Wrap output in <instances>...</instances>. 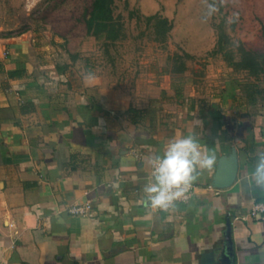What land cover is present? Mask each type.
<instances>
[{
    "label": "crops",
    "instance_id": "crops-1",
    "mask_svg": "<svg viewBox=\"0 0 264 264\" xmlns=\"http://www.w3.org/2000/svg\"><path fill=\"white\" fill-rule=\"evenodd\" d=\"M4 39L0 264H264V211L252 212L264 203L252 178L264 152V100L246 104L244 80L226 78L201 95L152 72L145 88H131L79 59H52L50 43L36 55L37 43ZM189 133L217 165L196 176L187 202L156 210L143 192L149 158ZM234 151V181L215 185ZM84 201L87 215L66 210Z\"/></svg>",
    "mask_w": 264,
    "mask_h": 264
},
{
    "label": "rangeland",
    "instance_id": "rangeland-1",
    "mask_svg": "<svg viewBox=\"0 0 264 264\" xmlns=\"http://www.w3.org/2000/svg\"><path fill=\"white\" fill-rule=\"evenodd\" d=\"M92 2L0 0V46L5 37L19 35L30 45L38 44L30 47L36 55L50 43L54 50L47 54L64 60L72 57L71 49L91 73L101 72L139 89L145 88L152 72L158 80L170 74L176 66L174 55L186 51L192 57L182 56L180 61L187 70L172 76L186 93L196 90L201 95L220 88L226 78H251L233 71L223 53L215 51L221 28L232 41L264 51V0H116L114 13L123 28L122 38L113 43L87 34L85 19ZM157 12L173 21L163 42L155 39L146 19Z\"/></svg>",
    "mask_w": 264,
    "mask_h": 264
},
{
    "label": "trees",
    "instance_id": "trees-1",
    "mask_svg": "<svg viewBox=\"0 0 264 264\" xmlns=\"http://www.w3.org/2000/svg\"><path fill=\"white\" fill-rule=\"evenodd\" d=\"M116 0H93L91 9L85 19L86 32L88 35L95 36L97 39L104 38L106 42L113 43L122 38L123 22L115 15ZM147 23L153 27L155 39L158 41H166L173 28V21L168 17L154 13L146 17ZM216 52L224 55L227 65L235 72H245L246 77L240 85V94L244 102L248 105L256 104L264 100V51L247 48L243 42H234L229 35L221 28ZM76 58L77 54H71ZM184 57H192V54L184 52L183 54L174 55V66L170 74L183 73L187 70L184 61H180ZM179 63V64H178ZM20 70L10 71L9 75H19ZM130 111H134L139 115V109L132 107Z\"/></svg>",
    "mask_w": 264,
    "mask_h": 264
},
{
    "label": "clouds",
    "instance_id": "clouds-1",
    "mask_svg": "<svg viewBox=\"0 0 264 264\" xmlns=\"http://www.w3.org/2000/svg\"><path fill=\"white\" fill-rule=\"evenodd\" d=\"M152 182L143 192L153 208L168 209L191 186L196 176L213 170L217 165L214 151H201V145L192 133L172 139L162 155L149 158ZM252 178L255 185L264 188V152L258 154Z\"/></svg>",
    "mask_w": 264,
    "mask_h": 264
},
{
    "label": "built area",
    "instance_id": "built-area-1",
    "mask_svg": "<svg viewBox=\"0 0 264 264\" xmlns=\"http://www.w3.org/2000/svg\"><path fill=\"white\" fill-rule=\"evenodd\" d=\"M134 153L138 156H141L142 153L140 151L135 150ZM151 172H152V167H151ZM195 189V184L192 182L190 188L177 200L173 202V204L168 208V209H160V208H154L156 210H170L172 209L178 202H187ZM92 209V203L90 201H84V202H76L67 207V211L70 214L74 215H87ZM257 211H264V203H256L254 205V208L252 210L253 213H256ZM86 264V263H82Z\"/></svg>",
    "mask_w": 264,
    "mask_h": 264
},
{
    "label": "water",
    "instance_id": "water-1",
    "mask_svg": "<svg viewBox=\"0 0 264 264\" xmlns=\"http://www.w3.org/2000/svg\"><path fill=\"white\" fill-rule=\"evenodd\" d=\"M220 166H222V170H219L215 178L216 179L215 185L227 186L234 181L236 174H237L238 157H237L236 152L234 151L228 158H223ZM227 240L231 242L230 224L228 225V230H227Z\"/></svg>",
    "mask_w": 264,
    "mask_h": 264
}]
</instances>
